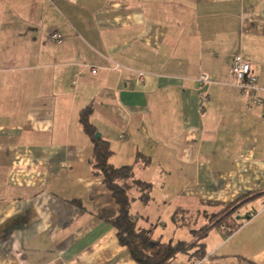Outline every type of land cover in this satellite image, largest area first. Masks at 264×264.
Listing matches in <instances>:
<instances>
[{
  "label": "crops",
  "instance_id": "0c3cea01",
  "mask_svg": "<svg viewBox=\"0 0 264 264\" xmlns=\"http://www.w3.org/2000/svg\"><path fill=\"white\" fill-rule=\"evenodd\" d=\"M235 54L264 89V0H0V264H137L99 218L117 204L87 107L110 163L152 185L147 205L130 192L138 230L190 244L208 227L205 264H264V107L233 84Z\"/></svg>",
  "mask_w": 264,
  "mask_h": 264
},
{
  "label": "trees",
  "instance_id": "16d2710c",
  "mask_svg": "<svg viewBox=\"0 0 264 264\" xmlns=\"http://www.w3.org/2000/svg\"><path fill=\"white\" fill-rule=\"evenodd\" d=\"M91 114V107L83 110L80 123L94 146L92 164L95 175L104 179L107 189L112 193L117 204L116 211H101L99 218L110 222L116 228L120 244L129 249L137 264H171L177 255L189 252H192L190 255L194 260L190 264L204 260L207 257L204 244L198 251L193 252L196 247L195 243H163L161 240H154L150 231L138 230L136 218L130 213L132 203L130 192L133 188L138 189L142 193L141 201L147 205L151 200L152 185L136 180L132 166L115 167L110 163L109 160L113 154L110 144L103 138H96L97 130L90 123ZM141 160L143 156L137 155V161ZM200 232L202 233L200 239H204L208 235L209 228L205 227ZM197 233L194 232L196 235Z\"/></svg>",
  "mask_w": 264,
  "mask_h": 264
},
{
  "label": "built area",
  "instance_id": "2783aa9c",
  "mask_svg": "<svg viewBox=\"0 0 264 264\" xmlns=\"http://www.w3.org/2000/svg\"><path fill=\"white\" fill-rule=\"evenodd\" d=\"M62 35L58 32H51L49 35L50 42L61 43ZM92 73L96 74L97 70L92 68ZM232 76L233 84L241 91V93L247 97L249 106L264 107V89L259 86L258 78L253 73L251 65L245 61L241 54H235L232 59ZM142 81V76H140ZM213 82L212 78L207 73H201L196 80V85L200 91V111L205 110V106L209 101V96L206 92V88ZM208 258L206 257L202 261H198L195 264H205Z\"/></svg>",
  "mask_w": 264,
  "mask_h": 264
},
{
  "label": "rangeland",
  "instance_id": "374dc122",
  "mask_svg": "<svg viewBox=\"0 0 264 264\" xmlns=\"http://www.w3.org/2000/svg\"><path fill=\"white\" fill-rule=\"evenodd\" d=\"M138 208H140L141 205H136ZM238 207V204L235 203L233 205L227 206L221 213H219L218 215L214 216L211 218L210 223H215V222H220V223H224L227 224L229 218H231L232 214L236 212V209ZM158 205L155 203H150L149 204V208H148V219H149V223L153 225V229H156L158 227H161V230H163V226L161 225V220L160 218H162V212H159L158 209ZM160 220V222H158ZM162 221H165L162 218ZM163 223V222H162ZM158 226V227H157ZM202 236V233L200 231H198L197 235L195 236V240L193 243L196 244V247L193 249V252L198 251L201 248V240L200 237ZM164 239L166 240H170L173 238L172 236V232L166 231L164 233ZM181 261V257L174 262V264H179Z\"/></svg>",
  "mask_w": 264,
  "mask_h": 264
},
{
  "label": "water",
  "instance_id": "95a60500",
  "mask_svg": "<svg viewBox=\"0 0 264 264\" xmlns=\"http://www.w3.org/2000/svg\"><path fill=\"white\" fill-rule=\"evenodd\" d=\"M96 138H98V139L101 138V134L100 133H97L96 134Z\"/></svg>",
  "mask_w": 264,
  "mask_h": 264
}]
</instances>
